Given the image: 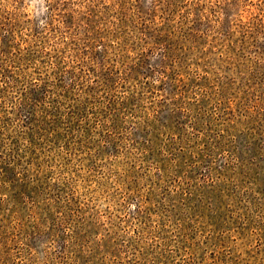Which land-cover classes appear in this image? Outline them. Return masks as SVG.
<instances>
[{
  "label": "rangeland",
  "instance_id": "obj_1",
  "mask_svg": "<svg viewBox=\"0 0 264 264\" xmlns=\"http://www.w3.org/2000/svg\"><path fill=\"white\" fill-rule=\"evenodd\" d=\"M0 264H264V0H0Z\"/></svg>",
  "mask_w": 264,
  "mask_h": 264
},
{
  "label": "trees",
  "instance_id": "obj_2",
  "mask_svg": "<svg viewBox=\"0 0 264 264\" xmlns=\"http://www.w3.org/2000/svg\"><path fill=\"white\" fill-rule=\"evenodd\" d=\"M34 143V144H33ZM36 142H34V141H32V142H29V146H32V147H35V145H37V144H35ZM25 149H27V148H25Z\"/></svg>",
  "mask_w": 264,
  "mask_h": 264
}]
</instances>
